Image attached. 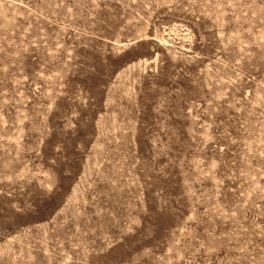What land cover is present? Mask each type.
<instances>
[{
    "label": "rangeland",
    "instance_id": "1",
    "mask_svg": "<svg viewBox=\"0 0 264 264\" xmlns=\"http://www.w3.org/2000/svg\"><path fill=\"white\" fill-rule=\"evenodd\" d=\"M0 264H264V0H0Z\"/></svg>",
    "mask_w": 264,
    "mask_h": 264
}]
</instances>
